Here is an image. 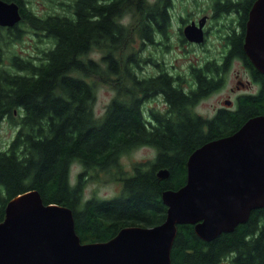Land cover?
<instances>
[{
  "label": "trees",
  "instance_id": "1",
  "mask_svg": "<svg viewBox=\"0 0 264 264\" xmlns=\"http://www.w3.org/2000/svg\"><path fill=\"white\" fill-rule=\"evenodd\" d=\"M4 1L18 4L21 20L0 26V127L8 121L15 129L8 143L0 140V222L9 200L36 190L44 204L72 211L81 243L106 242L128 226L158 225L167 209L161 195L185 184L189 155L264 115V74L256 68L260 92L238 97L234 110L213 117L196 115L194 107L220 85L214 64L193 69L197 88L187 94L165 69H141L151 59L141 56L143 47L169 37L172 0H38L47 3L40 13L33 0ZM26 32L44 45L35 43L24 56L12 47ZM108 81L116 84L114 95L96 115L97 87ZM155 94L165 96L167 109L144 107ZM142 146L153 147L155 156L126 168L122 156ZM74 164L80 170L72 179ZM102 174L120 185L118 193L85 198L87 183ZM224 261L264 264V206L210 241L192 224L177 225L171 264Z\"/></svg>",
  "mask_w": 264,
  "mask_h": 264
},
{
  "label": "water",
  "instance_id": "2",
  "mask_svg": "<svg viewBox=\"0 0 264 264\" xmlns=\"http://www.w3.org/2000/svg\"><path fill=\"white\" fill-rule=\"evenodd\" d=\"M21 20L15 2L0 0V26ZM192 40L198 33L191 29ZM244 51L264 74V0L249 10ZM229 104V102H227ZM186 182L166 190L164 221L152 227L128 226L106 242L81 243L72 211L44 204L29 190L8 201L0 222V264H171L170 249L179 224H192L210 241L245 222L264 206V115L247 119L230 135L207 141L186 161ZM157 175L164 178L166 170Z\"/></svg>",
  "mask_w": 264,
  "mask_h": 264
},
{
  "label": "flooded vegetation",
  "instance_id": "3",
  "mask_svg": "<svg viewBox=\"0 0 264 264\" xmlns=\"http://www.w3.org/2000/svg\"><path fill=\"white\" fill-rule=\"evenodd\" d=\"M178 1H184L177 9L179 13L177 16L170 14V25L171 20H174L176 25L174 28L177 32V39L169 48L174 64L169 69L156 65L157 73L160 68L169 72L167 75H171V82L176 80L174 84L180 86L183 94L197 88L192 76L194 68L204 71L212 64L216 66L218 72L215 73V79L220 80V85L211 94L222 90L229 76L235 77V86H230V90L235 93V101L226 99L223 101V106L214 109L211 116H204L196 111V106L207 98L205 97L194 107L195 114L202 117H213L220 110L232 111L235 109L238 97L257 95L262 88L261 81L256 78L255 67L247 57L243 46L249 10L255 0L252 2L249 0H172L171 10H174ZM203 1L205 4H202ZM249 2L250 8L245 10ZM228 4L232 7L230 8ZM186 27L195 30L198 33L197 38L199 36L200 38L197 41L190 39L189 36L192 37L193 34L191 31H187L189 35L185 33ZM173 36L169 34L168 39ZM234 38L238 41H233ZM192 53H194L193 56ZM179 59L180 62H178ZM155 95L158 102L164 104L163 110L167 109L169 104L165 96Z\"/></svg>",
  "mask_w": 264,
  "mask_h": 264
},
{
  "label": "rangeland",
  "instance_id": "4",
  "mask_svg": "<svg viewBox=\"0 0 264 264\" xmlns=\"http://www.w3.org/2000/svg\"><path fill=\"white\" fill-rule=\"evenodd\" d=\"M184 2V1H183ZM183 2H179L175 5L174 10H171L170 14H177L179 11V6L182 5ZM204 2V1H203ZM33 8L38 12H42L47 8L46 2H40L38 0H33ZM49 4V3H48ZM202 4H205L202 3ZM175 22L174 20H171V25L167 31L168 34L174 35L170 39H166L164 37L156 36V41L158 42L155 46H145L143 47L141 56L146 58L147 56H151V59L149 60V63H143L142 64V70L147 73H154L158 68L156 65H161L165 68H170L171 65L174 64V61L170 57L169 48L170 46L175 42L177 39L175 32ZM170 40V41H168ZM38 45H44L42 43H37L36 37L31 32H26L23 34V40L21 42L16 43L12 50H15L20 55L26 56L28 53H32L34 50V44ZM194 53H192L193 56ZM94 58L98 57V54H92ZM157 59V60H156ZM157 64L155 65V63ZM180 62V59L178 60ZM184 63V62H183ZM245 79V77L243 78ZM115 86L116 84L114 81H108V83H103L98 85L97 91H96V99H95V105H94V111L96 115H101L104 110L105 106L108 104L110 99L114 95V90L112 89V86ZM230 86H235V77L229 76L227 78L226 86L220 90L219 92H216L214 94L209 95L207 98L199 102V104L196 106V111L204 116H211L214 109H217L220 106H223V101L226 99H230L233 102L235 101V93L230 90ZM157 95L151 96L149 99L144 102V107L151 108L154 107L156 109H163L164 104L158 102ZM15 129L13 126L10 125L8 121H4L1 124L0 127V140L2 143L6 144L11 139ZM156 154V150L151 146H142L135 150H133L130 154L124 155L121 158L122 164L130 169L131 164L136 161H146L149 159H152ZM80 170V166L78 164H74L72 166V179H74V174L77 173ZM120 189V185L118 183L107 181L102 174L99 177V180H92L89 183H87L85 189H84V197L88 198L91 195L95 194L98 197L102 198H110L118 193ZM220 264H228L226 261L221 262Z\"/></svg>",
  "mask_w": 264,
  "mask_h": 264
}]
</instances>
